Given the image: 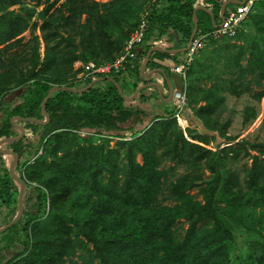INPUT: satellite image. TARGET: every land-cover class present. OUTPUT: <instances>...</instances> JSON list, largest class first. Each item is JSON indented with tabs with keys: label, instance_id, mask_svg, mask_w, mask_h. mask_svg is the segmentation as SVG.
Segmentation results:
<instances>
[{
	"label": "rangeland",
	"instance_id": "374dc122",
	"mask_svg": "<svg viewBox=\"0 0 264 264\" xmlns=\"http://www.w3.org/2000/svg\"><path fill=\"white\" fill-rule=\"evenodd\" d=\"M159 1L0 0V89L10 90L8 99L17 95L21 92L20 80L33 72L37 78L54 85L80 86L79 61L109 60L117 55L122 37L144 10L149 11ZM209 23L212 26L211 20ZM195 58L184 81L186 105L175 126H166V121L151 125L153 118L140 120L134 116L129 123L111 129L75 127L68 124V120L80 112L83 104L73 103L70 110L60 112L61 127L42 141V128L24 129L20 149L27 152L26 163L34 161L35 156L30 150L38 149L39 156L29 166L28 175L21 174V179L28 192L33 191L32 186L40 188L42 208L36 218L27 222L25 229L21 214L20 222L17 223L18 219L15 226H12L14 223L0 233V264H32L24 259L31 244L43 237V225L52 215L60 216L67 223L69 229L61 228L62 233L67 231L71 239L79 236L85 241L78 231L80 224L76 216L80 214L73 205L78 191L83 188L75 172L80 168H91V165L79 160L75 166L63 158L73 161L72 156L79 146L83 150L101 148L103 152L118 151L120 157L116 162L123 168L125 147H120L119 143L133 141L150 128L155 129L154 150L159 161L157 170L161 172L160 188L152 201V209L182 203V197L171 194L175 189L173 185L177 184L186 188L184 192L192 201L202 204V189L219 175L214 207L229 227L234 241L224 247V263L255 261L259 254L258 242L262 241L264 233V201L259 198L264 194V0L257 2L236 35L212 40ZM116 79L126 97L133 94L131 90L139 81L135 73L121 74ZM162 90L167 92L165 86ZM255 157L261 172L257 191L249 184L248 174ZM0 160H3L0 176L4 177L7 171L10 173L13 159L4 155ZM135 160L142 164L139 152H136ZM117 175L122 179L119 169ZM102 176L106 178L107 175L102 173ZM14 182L12 188H2L0 194V228L17 214L20 184ZM73 184L76 187L70 195L54 203L52 190ZM233 198L236 205L230 206ZM242 222H247L251 229L246 230ZM212 227V222L207 219L192 226L191 220L179 217L172 223L169 233L176 245L195 242L202 247L199 240ZM85 245L92 248L91 243L85 242ZM82 258H87L86 264L100 263L98 258L78 246L74 247L73 254L62 257V263L80 264ZM58 263L53 261L52 264ZM196 264L204 263L197 260ZM206 264L218 263L210 260Z\"/></svg>",
	"mask_w": 264,
	"mask_h": 264
},
{
	"label": "trees",
	"instance_id": "16d2710c",
	"mask_svg": "<svg viewBox=\"0 0 264 264\" xmlns=\"http://www.w3.org/2000/svg\"><path fill=\"white\" fill-rule=\"evenodd\" d=\"M221 4L222 0H201L199 3L198 0H160L157 5L151 6L144 39L140 44L142 49L137 50L138 63L130 73H135L138 80H141L143 84L146 83L148 79L142 78L139 72L141 61L146 53L151 50L146 67H152L154 58L162 59L169 56L165 51L153 49L159 46L152 41L164 36L173 39L174 34L178 33L182 42H178L174 46H184L193 31V14L198 25L197 33L207 32L212 30L213 26L209 23L210 15L205 9L209 8L213 16L217 18ZM45 9L47 10L48 7ZM137 22L138 20L122 37L121 48ZM114 57L109 60L84 59L82 62L88 60L106 62ZM98 78L101 77L88 80L83 86L54 85L50 81L37 78V74L33 72L29 77L20 80L21 92L12 95V98H7L11 94L9 89H0V139L17 136L19 133L16 130V124L21 125L23 129L28 127L42 128L40 138L42 141L46 135L61 127L63 122L60 112L70 110L73 103L83 104L80 106V112L68 120V124L75 127L86 125L103 126L106 129H111L125 125L132 121L134 116L138 117L139 114H142V111L130 108L125 104L126 98L119 92L114 82L119 84L124 93L116 76H113L114 81L109 79L98 80ZM88 85L90 86L87 88ZM54 86L86 89L81 92H73L64 88L54 91L44 105L48 119L42 124L41 121L45 119V116L42 112L41 103L48 91ZM137 87L135 84L131 92L135 91ZM166 114L168 117H153L151 125L166 121L164 122L166 126H175L176 120L170 117L172 110ZM12 119H16L14 123L11 122ZM153 130L155 131L154 128H150L146 134L133 141L119 143L120 147H125L126 164L123 165V168H120L116 162L120 157L118 151L103 152L101 148H85L83 150L79 146L72 156L73 161L69 160L70 158H63L66 163H74L75 166L77 165L76 161L79 160H82L83 164L91 165V168L86 170L80 168L79 172H75L82 181L83 188L78 191L73 205L76 212L80 214V216H76L80 224L78 231L85 238V241L79 236L71 239V236L66 234L67 231L65 234L62 233L61 228L69 229L67 223L63 222L60 216L52 215L43 225L45 229L43 237L31 244L30 251L24 259L25 262L52 264L53 261H59L58 264H63L62 257L73 254L74 247L78 246L90 252L91 256L98 258L99 264H196L197 260H201L204 264L210 260H217L218 264H227L224 263L226 259L222 258L223 253H225L224 247L229 243H234V241L229 227L218 216L214 207L219 175H216L207 187L202 189L204 194L202 204L192 201L184 192L186 188L177 184L173 185L175 189L171 194L173 197L174 195L182 197V203L172 207L162 206L155 211L152 209V201L155 200L158 188H160L159 177L161 173L157 170L159 161L154 150L155 139L153 137L155 132ZM165 133L167 132L163 134ZM180 140L184 142L181 135ZM22 142L23 138L16 139L1 148V150L12 151L16 154L19 162L15 168V174L19 175L20 178L22 177L21 174L27 173L28 175L29 166L39 156L38 149L30 150L35 157L32 163L27 164L25 159L27 152L20 149ZM192 146L198 148L195 144ZM136 152L141 154L142 164L136 162ZM68 156L70 155L68 154ZM256 160L255 157L248 173L249 184L252 185L254 191H257V181L261 176L260 164L257 165ZM118 169L122 173V179L117 175ZM7 172V176H0V194H2V188L4 190L10 189L12 185H15L9 171ZM102 173L107 175L106 178L102 176ZM75 187L76 185L73 184L52 190L54 203L58 199H66ZM32 189V192H28L25 188L22 196L24 229L27 222L36 218L42 208L40 188L35 185L32 186ZM259 198L264 201V194L259 195ZM229 205H236L235 198L230 201ZM179 217L191 220L192 226L203 219L212 222V229L206 231L199 240L202 247L195 242L192 245L187 242L184 245L173 243L169 232L172 223ZM242 225L248 231L251 229L247 222H242ZM47 234L48 236H46ZM261 238L262 241L258 242L260 244L258 247L259 254L255 261L242 262L239 260L237 264H264V233ZM85 242L91 243L92 248H88ZM82 259L80 264L88 262L87 258ZM72 264L76 263L72 262Z\"/></svg>",
	"mask_w": 264,
	"mask_h": 264
},
{
	"label": "built area",
	"instance_id": "2783aa9c",
	"mask_svg": "<svg viewBox=\"0 0 264 264\" xmlns=\"http://www.w3.org/2000/svg\"><path fill=\"white\" fill-rule=\"evenodd\" d=\"M258 1L259 0H238L232 9L225 11L223 19L220 20L216 27H213L212 30L207 32H196L191 40H188L181 61L169 66V71L176 74L182 82L181 89L174 91L170 97L172 105V114L170 117L180 122L181 114L187 101L184 81L199 51L211 39L236 35L242 22L253 10ZM148 15L149 11L144 10L134 29L124 41L120 52L112 60L106 62H97L94 60H88L87 62L79 61L81 76L78 81L80 86H83L88 80H94L97 77H102L104 75L113 77L121 74H128L136 68L138 63L137 47L143 42L147 28ZM163 117H168V114H165Z\"/></svg>",
	"mask_w": 264,
	"mask_h": 264
},
{
	"label": "crops",
	"instance_id": "0c3cea01",
	"mask_svg": "<svg viewBox=\"0 0 264 264\" xmlns=\"http://www.w3.org/2000/svg\"><path fill=\"white\" fill-rule=\"evenodd\" d=\"M235 1H238V0H232V1L222 0V4L225 2H228L225 6V11L232 9L234 7V5L237 3ZM199 2H201V0H198V3ZM205 11L207 13H208V11L211 12V10L209 8L205 9ZM211 15L213 16L212 12H211ZM211 15H210V20H211L212 26H213V23L219 24V22L221 20L219 17V13H218L217 18H215L213 16V19H214L213 22H212ZM179 35L180 34L175 33L173 36V39L164 36V37H161L160 39H156V40L152 41V42H154V44L159 46L157 48L161 49L162 51L168 50L165 52H167L169 54V56H166L162 59L154 58L153 62L155 64H157V67L156 66L146 67L144 69V74L149 73V75L147 77L141 75L142 78L148 79V81L144 84L156 83V84H158V87L152 86V87L141 89L137 92L135 97H133L132 99L126 98L127 100H125L126 105H128L130 107H134V108L136 107V109H139L142 111V114L138 115V117L141 118L140 120H142V119L149 120L150 118H153L155 116H164L166 114V112L170 111V109H171L170 107H172L171 102H170V97H171L170 95H172V93L174 91H178L181 89V85H182L181 80L179 79V77L176 74L171 73L169 71L170 65H172L175 62L177 63V62L181 61V59L184 56L185 48L188 44V42H186V44L182 47L181 46L180 47L174 46V45H177L178 42H182L180 40ZM212 40H216V39H211L206 44H208ZM141 49H142V47L139 45L137 47V50H141ZM143 60H144V58H143ZM143 60H142L141 64L143 63ZM195 60H196V58L194 59V61ZM101 78H98V80H102ZM165 78L168 79V81L172 87V93H170V89H169V86H168ZM144 84L142 83L141 80L137 81L138 87H140ZM164 86H165L167 92H163L162 87H164ZM133 93H134V91H133ZM126 95H128V94L126 93ZM10 97L12 98V95ZM4 155L5 154H3V156L1 155L0 157H4ZM2 161L3 160H0V164L2 163Z\"/></svg>",
	"mask_w": 264,
	"mask_h": 264
},
{
	"label": "water",
	"instance_id": "95a60500",
	"mask_svg": "<svg viewBox=\"0 0 264 264\" xmlns=\"http://www.w3.org/2000/svg\"><path fill=\"white\" fill-rule=\"evenodd\" d=\"M230 1H232V0H230ZM228 2H229V1H228ZM228 2L223 3V4L221 5L220 9H219V17H220L221 20L223 19V16H224V13H225V6H226V4H227ZM235 2H238V1H235ZM194 13H195V12H194ZM208 13L211 15V12H210V11H208ZM211 18H212V22H213L214 19H213V16H212V15H211ZM193 21H194V25H193V31H192V34H191L190 40H191V38L196 34V32H197V27H198V25H197V21H196V19H195L194 14H193ZM216 26H217V24H214V23H213V27H216ZM154 49H159V48H154ZM160 50H161V49H160ZM164 51H168V50H164ZM150 53H151V50H149V51L146 53V55H145V57H144V60H143V63L141 64L140 69H139L140 74H141L142 76H145V77H147V76L149 75V73H145V74H144V69L146 68V64H147V61H148V58H149ZM164 75H165V74H164ZM165 76H166V75H165ZM101 79H102V80H103V79H109V80L114 81V79H113L112 77H110V76H104V77H102ZM165 80H166V82H167V84H168V86H169L170 93H172V87H171V85H170L168 79L165 78ZM114 82H115V85H116V87L118 88L119 92L124 96V98H127V99H132L133 97H135L136 94H137V92H138L139 90H141V89L148 88V87H152V86H157V87H158V84H156V83H148V84H144V85L138 87L130 97H126V96L123 94V92H122V90H121L119 84H118L116 81H114ZM90 85H91V84H90ZM90 85H88L87 88H88ZM59 88H64V89H67V90H71V91H73V92H81V91H84V89H86V88H70V87H67V86H65V87H58V86H54V87H52V88L48 91L46 97L44 98V100H43L42 103H41L42 112H43V114H44V116H45V119H44L43 121H41V123H45V122L47 121V119H48V115H47V113H46V111H45V109H44V105H45L47 99L51 96V94H52L54 91H56V90L59 89ZM170 96H171V95H170ZM15 120H16V119H12L11 122L14 123ZM32 120L35 121V119H32ZM15 127L19 130V134H18L17 136L13 137V138H8V139H2V140H0V146L3 145V144H7V143H9V142H11V141H13V140L20 139V138L24 135V129H23L20 125H16V124H15ZM0 152H1L2 154H5V155H7V156L12 157L13 162H12V165H11V167H10V175H11V177L13 178L14 181H16V182H18V183L20 184V190H19V193H18V210H17V214H16L15 218H14L10 223H8L6 226L0 228V233H1V232H2L3 230H5L7 227H10L12 224H14V223L19 219V217H20L21 214H22V196H23V193H24V190H25V187H26V183H25L20 177H18L17 175L14 174L15 168H16V166H17V164H18V158H17L16 154H15L14 152H12V151H6V150H1V149H0Z\"/></svg>",
	"mask_w": 264,
	"mask_h": 264
}]
</instances>
